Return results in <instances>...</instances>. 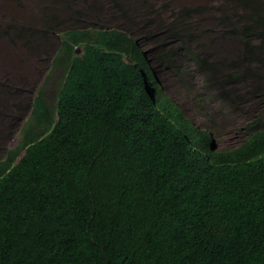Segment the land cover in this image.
I'll return each instance as SVG.
<instances>
[{"label": "trees", "instance_id": "obj_1", "mask_svg": "<svg viewBox=\"0 0 264 264\" xmlns=\"http://www.w3.org/2000/svg\"><path fill=\"white\" fill-rule=\"evenodd\" d=\"M44 1L39 27L0 19L22 56L70 24L59 103L41 87L0 160V264H264V0ZM152 65L221 117L259 104L245 140L217 149Z\"/></svg>", "mask_w": 264, "mask_h": 264}, {"label": "rangeland", "instance_id": "obj_2", "mask_svg": "<svg viewBox=\"0 0 264 264\" xmlns=\"http://www.w3.org/2000/svg\"><path fill=\"white\" fill-rule=\"evenodd\" d=\"M180 4H196L200 0H174ZM77 0L75 7H80ZM102 4V0H99ZM45 5L44 0H0V19L10 22L11 18L17 21L27 22L33 26L43 24L39 17L40 9ZM69 14H62L60 20L70 18ZM111 16V13L109 14ZM47 20H51L47 17ZM56 25L49 36V42L54 45L60 44V32L68 23H52ZM4 32H0V78L12 74L22 79L20 85L25 86L22 101L17 99L8 91L6 86H0V159L11 148L20 135V129L32 110L33 99L38 90L43 87L47 102L53 107L58 101V92L64 81L68 61L54 66L52 55H44L41 50L28 56H22L18 46L10 44ZM63 60V58H60ZM154 67V65H153ZM161 69V68H160ZM160 85L171 100L177 103L185 114L197 125L209 129L216 134L214 145L216 148H232L240 145L248 135V125L260 112L259 104L244 103L240 110L226 111L223 117L199 107L194 99L179 84L171 71H160L156 67ZM17 98V97H16ZM15 103V105H14ZM264 108V107H263ZM224 118V120H223Z\"/></svg>", "mask_w": 264, "mask_h": 264}, {"label": "clouds", "instance_id": "obj_3", "mask_svg": "<svg viewBox=\"0 0 264 264\" xmlns=\"http://www.w3.org/2000/svg\"><path fill=\"white\" fill-rule=\"evenodd\" d=\"M60 35V44L59 45H54V47H53V49L50 51V55H52V58H53V65L54 66H56V65H58V64H60L62 61H64L65 59H64V57H67V52H68V49L66 48V47H63V45H62V38H61V33H59ZM75 51L79 54L80 52H81V50H80V47L79 46H76L75 47ZM60 58H63V60H60ZM148 58H149V56H148ZM67 61H68V58H67ZM122 61H125V62H128V59H126V58H123V60ZM68 66H69V62H68ZM150 68H152V70H153V76H154V78H156L155 80H157V85H158V87H159V92H160V94L161 95H166L168 98H169V96L165 93V91H164V89L161 87V85H160V80H159V77H158V73L156 72V69L153 67V65L150 67ZM67 71H68V69H67ZM66 74H67V72H66ZM65 78H66V75H65ZM65 78H64V81H65ZM63 81V82H64ZM63 84V83H62ZM62 86V85H61ZM61 88V87H60ZM60 90V89H59ZM38 93V92H37ZM59 93V92H58ZM46 97V96H45ZM170 99V98H169ZM47 100V99H46ZM171 100V99H170ZM173 103H175L173 100H171ZM57 103H59V94H58V101H57ZM57 103H56V105L55 106H53V108L55 109L56 108V106H57ZM177 104V103H176ZM50 105V104H49ZM178 105V104H177ZM51 106V105H50ZM179 106V105H178ZM52 107V106H51ZM180 107V106H179ZM32 108H33V104H32ZM181 108V107H180ZM183 113H184V111L182 110V108L180 109ZM32 111V110H31ZM31 113V112H30ZM185 114V113H184ZM30 115V114H29ZM189 119H190V121L191 122H193L194 123V125H196L197 127H200L202 130H207V128H205V127H202V126H199V125H197L194 121H192L191 120V118L187 115V114H185ZM28 118V117H27ZM26 118V119H27ZM55 119H57V115L55 116ZM26 121V120H25ZM24 121V122H25ZM24 124V123H23ZM23 126V125H22ZM22 128V127H21ZM209 130V129H208ZM20 131H21V129H20ZM20 134H21V132H20ZM213 137V140H215L216 138H214V136H212ZM20 138V135H19V137L17 138V140ZM16 140V141H17ZM16 143V142H15ZM15 145V144H14ZM13 145V146H14ZM12 146V147H13ZM218 149V148H217ZM8 151V150H7ZM24 151H22L21 153H20V155L23 153ZM7 156V152H6V154H5V156H4V158ZM1 160V159H0Z\"/></svg>", "mask_w": 264, "mask_h": 264}]
</instances>
